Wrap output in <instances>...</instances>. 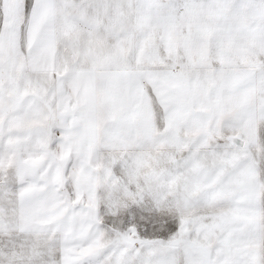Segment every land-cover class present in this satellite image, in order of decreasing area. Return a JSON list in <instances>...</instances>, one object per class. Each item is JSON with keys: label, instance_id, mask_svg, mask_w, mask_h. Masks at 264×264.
I'll return each mask as SVG.
<instances>
[{"label": "snow or ice", "instance_id": "obj_1", "mask_svg": "<svg viewBox=\"0 0 264 264\" xmlns=\"http://www.w3.org/2000/svg\"><path fill=\"white\" fill-rule=\"evenodd\" d=\"M0 264H264V0H0Z\"/></svg>", "mask_w": 264, "mask_h": 264}]
</instances>
